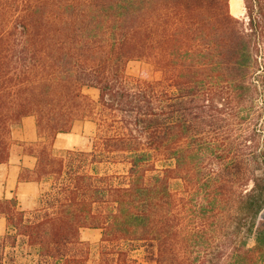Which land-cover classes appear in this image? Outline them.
<instances>
[{
	"label": "trees",
	"instance_id": "1",
	"mask_svg": "<svg viewBox=\"0 0 264 264\" xmlns=\"http://www.w3.org/2000/svg\"><path fill=\"white\" fill-rule=\"evenodd\" d=\"M243 4L0 0V164L34 116L19 179L51 180L28 216L0 201V264H264V0ZM77 120L90 150L56 155Z\"/></svg>",
	"mask_w": 264,
	"mask_h": 264
},
{
	"label": "crops",
	"instance_id": "2",
	"mask_svg": "<svg viewBox=\"0 0 264 264\" xmlns=\"http://www.w3.org/2000/svg\"><path fill=\"white\" fill-rule=\"evenodd\" d=\"M80 124V125H78ZM95 124L91 121L78 123L75 121L69 133L58 134L53 142L54 152L60 150H73L87 142V136H90L94 130ZM10 148L8 160L0 164V201L16 200L17 209L25 211L36 202L42 192L44 180L36 182H22L19 179L23 170L32 171L36 165V158L24 151L25 147L35 146L42 142L36 130V121L34 116H25L20 124L10 130ZM51 185V180L46 179ZM7 232L6 220L0 216V238ZM84 237L82 240L88 241L90 245L97 248L100 231L95 229H85L81 231ZM91 246V247H92Z\"/></svg>",
	"mask_w": 264,
	"mask_h": 264
},
{
	"label": "rangeland",
	"instance_id": "3",
	"mask_svg": "<svg viewBox=\"0 0 264 264\" xmlns=\"http://www.w3.org/2000/svg\"><path fill=\"white\" fill-rule=\"evenodd\" d=\"M229 10H230V13H231L232 16H234L236 18H239V19H245V9H244L243 0H235V7L234 8L230 4V0H229ZM148 70H150V66L147 65L146 63L141 62V61H131L127 65L126 72H127L128 76L136 78L142 72L148 71ZM82 93L84 95L88 96L92 101H94V102L97 101L98 91L96 89L84 87L82 89ZM85 121H88V120H77L78 123L85 122ZM78 125H80V124H78ZM95 128H96V126H94V130L92 131L91 135L87 136V142L85 144H83L82 146L73 149L72 151H89L90 148H91L92 142H93V138H94V134H95ZM42 140L43 141L40 142L39 144H45L46 143V141L44 139H42ZM63 151H65V150H60L58 152H55V154L56 155H60V154H62ZM45 180L46 179H44L41 193L47 191L49 189V187H50V181L47 182ZM179 186H180V182L179 181H174L172 183L173 189H178ZM37 207H38V198H37L36 202L33 203L32 206L29 209H27V210H25L23 212H25L26 216H28ZM6 233L13 234L14 232H13V230L11 228L7 227V232ZM80 236H81L82 239L84 238L81 234H80ZM83 241H85V240H83ZM86 242H88V241H86ZM250 242H249V244H251ZM18 244L19 245L16 248V253H17L18 256L22 257L24 255V253L26 252V249L23 247V245L21 244L20 241H18ZM137 256H138V254H137ZM22 258H24V257H22ZM90 258H91L92 261H95L97 259V250L95 249V245H93L91 247Z\"/></svg>",
	"mask_w": 264,
	"mask_h": 264
},
{
	"label": "water",
	"instance_id": "4",
	"mask_svg": "<svg viewBox=\"0 0 264 264\" xmlns=\"http://www.w3.org/2000/svg\"><path fill=\"white\" fill-rule=\"evenodd\" d=\"M258 222L264 223V208L262 209V211L260 212V214L258 216Z\"/></svg>",
	"mask_w": 264,
	"mask_h": 264
},
{
	"label": "bare ground",
	"instance_id": "5",
	"mask_svg": "<svg viewBox=\"0 0 264 264\" xmlns=\"http://www.w3.org/2000/svg\"><path fill=\"white\" fill-rule=\"evenodd\" d=\"M230 4L232 5V7H235V0H230Z\"/></svg>",
	"mask_w": 264,
	"mask_h": 264
}]
</instances>
